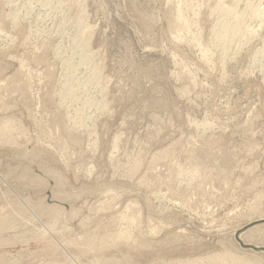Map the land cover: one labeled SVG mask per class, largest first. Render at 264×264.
<instances>
[{"label": "rangeland", "instance_id": "rangeland-1", "mask_svg": "<svg viewBox=\"0 0 264 264\" xmlns=\"http://www.w3.org/2000/svg\"><path fill=\"white\" fill-rule=\"evenodd\" d=\"M238 241L264 0H0V264H264Z\"/></svg>", "mask_w": 264, "mask_h": 264}, {"label": "bare ground", "instance_id": "bare-ground-1", "mask_svg": "<svg viewBox=\"0 0 264 264\" xmlns=\"http://www.w3.org/2000/svg\"><path fill=\"white\" fill-rule=\"evenodd\" d=\"M14 4V3H13ZM16 7V6H15ZM254 11V10H253ZM226 12V11H225ZM230 12V11H229ZM232 12V11H231ZM230 12V13H231ZM256 12V11H255ZM252 14H254V13H252ZM258 14V13H257ZM257 14H254V15H257ZM225 15V14H224ZM234 16V15H233ZM258 16V15H257ZM224 17V16H223ZM253 19V18H252ZM259 19V18H258ZM223 23H224V21H223ZM219 25H221V24H219ZM223 25V24H222ZM218 28H220V27H218ZM221 29V28H220ZM222 30V29H221ZM87 63V62H86ZM83 64V63H82ZM81 75V74H80ZM82 80V79H81ZM64 83V82H63ZM66 83V82H65ZM258 249V248H257ZM242 264H260V263H258V261H256V260H254V261H251V260H245V261H243L242 262Z\"/></svg>", "mask_w": 264, "mask_h": 264}, {"label": "water", "instance_id": "water-1", "mask_svg": "<svg viewBox=\"0 0 264 264\" xmlns=\"http://www.w3.org/2000/svg\"><path fill=\"white\" fill-rule=\"evenodd\" d=\"M239 245L241 248H244V249H250L252 251H256V252H263L264 253V249H256L254 247H251V246H245L243 244L240 243V241H238Z\"/></svg>", "mask_w": 264, "mask_h": 264}]
</instances>
